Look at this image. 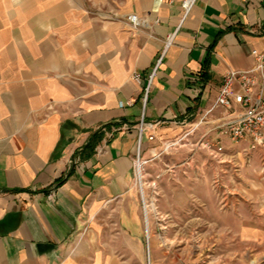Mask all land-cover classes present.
Returning <instances> with one entry per match:
<instances>
[{
  "label": "crops",
  "instance_id": "0c3cea01",
  "mask_svg": "<svg viewBox=\"0 0 264 264\" xmlns=\"http://www.w3.org/2000/svg\"><path fill=\"white\" fill-rule=\"evenodd\" d=\"M183 1L0 0V264H121L111 233L141 243L132 157L150 75L145 121L165 123L145 158L221 117L222 77L264 52V0H195L186 16ZM244 223L238 240L264 239Z\"/></svg>",
  "mask_w": 264,
  "mask_h": 264
},
{
  "label": "rangeland",
  "instance_id": "374dc122",
  "mask_svg": "<svg viewBox=\"0 0 264 264\" xmlns=\"http://www.w3.org/2000/svg\"><path fill=\"white\" fill-rule=\"evenodd\" d=\"M222 143L223 164L199 149L160 147L148 158L156 210L147 234L142 216L141 243L111 233L121 264H264V239L250 247L235 236L246 221L264 231V151Z\"/></svg>",
  "mask_w": 264,
  "mask_h": 264
},
{
  "label": "built area",
  "instance_id": "2783aa9c",
  "mask_svg": "<svg viewBox=\"0 0 264 264\" xmlns=\"http://www.w3.org/2000/svg\"><path fill=\"white\" fill-rule=\"evenodd\" d=\"M195 0H184L182 9L186 16L192 8ZM132 29H138L143 23L136 15L126 17ZM171 37L166 41L169 45ZM254 64L246 70L229 69L222 77L221 84L215 99L214 108L221 110L223 115L217 119L189 125L188 129L171 141L161 144L164 150L178 151L189 149L194 152L196 149L203 150L215 162L225 163L223 138H227L235 145H243L250 151H264V52L252 51ZM154 73L149 77V84L144 90L142 97V113L136 125V145L132 157L133 187L139 199L140 209L144 224L149 221V216L154 214L152 206L155 207L158 197V189L155 181L147 180V167L149 159L143 155V139L145 133L153 131L164 121H145V106L149 87ZM133 79L138 81L139 75ZM197 93V91L195 92ZM209 111L205 115H209ZM178 125H185L177 117L173 119ZM206 123L211 127L199 138H194L196 129ZM194 138V139H193ZM148 140H154V135H149ZM155 156V154H153ZM188 165V164H187ZM156 209V208H155Z\"/></svg>",
  "mask_w": 264,
  "mask_h": 264
},
{
  "label": "bare ground",
  "instance_id": "6f19581e",
  "mask_svg": "<svg viewBox=\"0 0 264 264\" xmlns=\"http://www.w3.org/2000/svg\"><path fill=\"white\" fill-rule=\"evenodd\" d=\"M155 210H156L155 207L152 206V211H155ZM148 228H149V225H148V220H147V223H146V234L148 233V232H147V229H148Z\"/></svg>",
  "mask_w": 264,
  "mask_h": 264
}]
</instances>
